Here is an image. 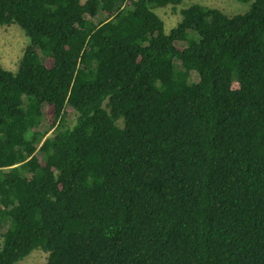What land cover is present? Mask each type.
I'll use <instances>...</instances> for the list:
<instances>
[{"label":"trees","instance_id":"trees-1","mask_svg":"<svg viewBox=\"0 0 264 264\" xmlns=\"http://www.w3.org/2000/svg\"><path fill=\"white\" fill-rule=\"evenodd\" d=\"M183 1L0 0V264H264V0Z\"/></svg>","mask_w":264,"mask_h":264},{"label":"rangeland","instance_id":"rangeland-1","mask_svg":"<svg viewBox=\"0 0 264 264\" xmlns=\"http://www.w3.org/2000/svg\"><path fill=\"white\" fill-rule=\"evenodd\" d=\"M84 1V0H81ZM200 4L205 7L217 8L221 12L232 15L243 13L247 9V5L238 0H184L180 8L187 7L191 4ZM172 12L170 8L157 9L156 13L162 19L165 25V30L168 31L179 20V13ZM86 18L94 23H100L102 17L97 15ZM29 45V39L24 34L21 28L16 25L0 27V63L6 70L15 72L18 68L20 59L22 58L25 48ZM196 79V75L192 74V80ZM67 121H73V108L66 106ZM37 155V153H36ZM4 228H0V234L4 232ZM47 258V253L42 250H34L27 257L17 262L16 264H44Z\"/></svg>","mask_w":264,"mask_h":264}]
</instances>
